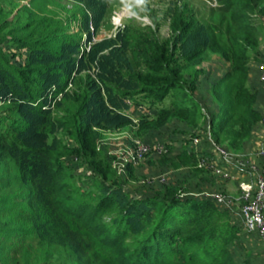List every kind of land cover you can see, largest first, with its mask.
Here are the masks:
<instances>
[{"label": "trees", "instance_id": "1", "mask_svg": "<svg viewBox=\"0 0 264 264\" xmlns=\"http://www.w3.org/2000/svg\"><path fill=\"white\" fill-rule=\"evenodd\" d=\"M73 1L77 5L73 17L81 15L82 29L89 38L91 26L98 31L120 2ZM52 2L46 0V4ZM216 2L229 15L230 33L223 41L216 42L209 27L195 23L193 17L186 23V7L182 6L175 15L182 30L167 40H140L134 29H127L115 39L93 43L77 57L82 47L79 42L52 46L58 28L53 34L48 30L59 22L54 11V15L28 20L26 26L33 30L25 40L13 41L18 49H27L25 65L12 66L8 56L0 57V92L13 91L14 111L21 117L12 119L7 129L0 128V166L15 165L32 198L29 206L42 209L32 220L37 239H44L52 227L50 222L59 221L68 229L59 240L67 242L74 235L68 227L72 223L79 237L72 243L75 250H84V245L95 251L93 260L76 259L74 264H238L230 246L240 228L231 222L229 210H221L212 198L190 194L183 182L165 186L163 198L144 195L130 200L111 161L98 149L102 130L136 125L127 113V98L156 109L154 115H140L134 130L138 135L174 119L197 127L205 112L194 96L202 70L194 68L212 54L231 62L230 70L211 86L219 105L211 116L212 132L218 142L229 140L232 148L242 147L262 117L255 107L257 91L248 83V62L250 50L258 44L252 14L259 8L264 15V0ZM7 38L4 35L0 44ZM168 97L170 104L162 105ZM5 116V112L0 115V126L7 120ZM59 131L62 137L57 135ZM63 138L71 142L65 143ZM69 156L92 169L97 176L93 186L85 189L77 184L80 176L71 170ZM160 162L189 166L191 176L205 172L196 167L195 154L186 148L173 158L163 156ZM116 211L110 222L104 219L106 213ZM23 232L29 236L26 229L0 220V262L18 264L9 261L14 248L9 246L7 257L4 243L13 244Z\"/></svg>", "mask_w": 264, "mask_h": 264}, {"label": "rangeland", "instance_id": "2", "mask_svg": "<svg viewBox=\"0 0 264 264\" xmlns=\"http://www.w3.org/2000/svg\"><path fill=\"white\" fill-rule=\"evenodd\" d=\"M50 1L53 2L46 4V0H0V40L4 35L9 36L6 41H2L3 43L0 44V57L8 56L6 58L12 66H23L26 64L25 56L28 54L27 49H18L16 47L17 42L13 44V41L16 40L19 42L20 39L25 40L29 32L33 30V27L26 26L28 20L34 17L54 15L52 14L54 11L55 16L59 18V22H53L55 24L53 26L51 25L48 30L50 34H53V29L58 28V31L55 32L57 34L55 38L58 39L52 43V46L58 47L60 44H74L79 42V44H82V47L77 57H81L82 53L89 50V47L93 43L103 39H115L117 38L116 35L118 32H124L127 29H134L136 31L134 35L139 37L140 40H143V38H158L161 42L167 40L173 34L182 30L175 23V15L181 13L177 9L178 7L182 8V6L186 7L185 13H182L187 14V19H184V21L186 23L191 22L193 17L196 20L195 23L199 22L200 24L206 25L209 27V35L216 42L225 40L226 36L230 33L228 30L229 15L218 8L215 0H148L146 8L137 4L136 0H120L119 4L114 5L108 12L107 18L102 21L98 31L95 30L94 26H91V32L93 33L91 38H89L88 31L83 30L84 26L81 21V15L78 14L79 16L77 18L73 17V13L77 11L75 1ZM46 5L48 11L46 10ZM26 7L29 11H24ZM25 12L26 14H24ZM30 12H33V14L29 15ZM116 12L118 16L114 18ZM252 20L256 26V39L258 44L250 52L251 56L257 62H260L263 59H261L259 53L264 51V15H262L259 8L252 14ZM145 33H149V35ZM29 40L33 39L30 38ZM218 56L220 55H214L213 58L212 54L208 59L194 68L195 71L202 70L198 83V96H200L204 104H209V108L213 112H208L207 109H203L204 112H208V115L205 113V118L201 119L198 126L195 127V130L192 128V132H188V127H184L182 123H170L167 127L152 130L146 135H138L135 131L133 133L132 131H128L131 128L102 130V136L98 140V147L101 148L99 150H102L103 154L111 161L124 190L130 196V200L141 198L144 195H156L163 198L165 186L168 185L166 183L169 182L166 179L165 172L167 170L171 180L169 183L183 182L188 186L190 177H192L189 166L182 165L175 167L171 163L162 164L160 160L165 155L173 158L175 155L181 153L184 147H188L193 154L196 153V167L205 171L209 168L201 166L199 164L201 160L199 159L204 158L203 156H211L212 151H199L197 153L196 149L204 144V148L209 145L212 146L209 136H213L219 148L227 152L234 154L238 150L230 146L229 140L218 142L212 132L211 116L213 113H217L219 109L214 108V103H209L206 98L210 94V85L213 80L211 77L213 74L219 75V71L222 73L226 69H221L223 59ZM141 67L151 69L147 66L144 67V64ZM92 71L94 72V70ZM72 76L74 77L75 75L72 74ZM187 77L189 78V75ZM69 88L70 90H74L72 85H69ZM55 89V87H52V90ZM48 91L45 95H48ZM142 96L139 98H143ZM14 98L13 91L6 93L0 92V115L4 112L7 114L5 116L7 120L0 126L2 130L8 128L12 119H21L20 115L14 111V108H16L13 102ZM129 99L131 98L125 100L127 104L129 103ZM170 102L171 97H168L164 103L169 105ZM136 122L134 123L136 124L134 129L137 128L138 123ZM61 133L59 131L57 135L62 137ZM196 138H200V142L195 141ZM64 141L65 143L71 142L68 138H65ZM138 141L151 145L158 143L164 144L165 151L158 152L154 150L157 148H154L152 149L154 151L149 152L144 159L137 161L133 159L132 151ZM72 143L76 146L78 145L77 141L72 140ZM66 160L71 170L77 176H80L77 183L79 186L87 189L95 184L97 176H95L92 169L88 168L86 164L80 163L74 160V157L70 156ZM8 165V169L3 165L0 166V220L2 222L6 221L8 226L13 225L16 228L26 229L29 233L28 237H26L24 232L21 233V236L15 239L13 244L8 242L4 243V252L7 257L9 246L12 245L14 248V251H11L9 261H14L18 264H45L47 262L49 264H74L76 259L93 260L95 251L92 248L83 245L84 250L80 249L77 251L72 245L73 242H76L77 237V232L74 231L75 228L72 223L68 227L73 230L74 235L71 233L72 237L67 242L59 240V238H63L62 235L68 230L64 223L59 221L50 222L52 227L45 232L43 240H39L34 236L32 220L35 216L39 215V212H42V209L31 208L29 206L32 198L28 195L26 187L21 183L20 173L16 170L12 162H8ZM130 170L133 172L131 173ZM174 178H179L180 180L175 181L173 180ZM198 186L202 187L200 182ZM93 190L97 191L96 187ZM5 199L8 200V203H5ZM116 215L117 211L116 213L108 212L104 215V219L110 222ZM230 220L240 228L238 237L241 236V231L243 237L248 235L247 233L249 232L244 230L241 222H237L234 216L231 215ZM101 253L105 254L103 250H101ZM0 264L4 263L0 262Z\"/></svg>", "mask_w": 264, "mask_h": 264}, {"label": "crops", "instance_id": "3", "mask_svg": "<svg viewBox=\"0 0 264 264\" xmlns=\"http://www.w3.org/2000/svg\"><path fill=\"white\" fill-rule=\"evenodd\" d=\"M261 55V59L264 60V51L259 53ZM214 55L213 54V58ZM223 59V64L221 65V69H225L224 72L220 73L219 75L213 74L211 79V85H210V94L209 97L206 99L209 101V103H214L213 107L219 109V105L215 101V98L213 94L211 93V86L215 83L216 80L220 79L226 72L230 70L231 62L222 56H218ZM262 60V61H263ZM262 61H256L255 58L251 56V59L248 62L249 67V78L248 83L251 86V88L255 91H257V99L255 103V107L258 111L261 113V119L254 125L252 133L250 137L243 143L242 147L238 149L234 153V160H243L245 164L248 166H256V170L252 171L248 168H242L237 169L234 166H226L223 163H218V170L211 171V170H205L204 175H196L190 177V183L187 184V190L190 192V194L195 196H205L209 193H222L226 195L227 197L232 199V203L229 206L225 205H219L217 206L221 210H229L232 216H234V219L238 222H240L239 218V211H240V205L242 203L241 199V192L239 188V184L243 181L247 182H256L258 176L264 172V155L260 153L261 145H262V135L264 133V77L262 74V71L260 69V64ZM200 80V78H199ZM199 83V82H198ZM197 85L196 89L194 90V96L196 99L201 102L203 109H207L208 112H213L209 107V104L206 105L202 102V99L200 96H198V87ZM197 91V92H196ZM166 101V100H165ZM164 101V102H165ZM129 109H127V113L131 114L133 118V122L137 121L136 123H139V117L140 115L144 114H151L154 115L155 108H152L149 103H140L135 104L133 102V99H129L128 103ZM162 105L167 106L165 103ZM161 105V106H162ZM208 112L205 113L208 115ZM170 123H182L184 127H188L187 131H191L192 128L195 130V127L188 125L186 122L181 121L179 119H174L171 122L165 124L163 127H167ZM135 127H132V129H129L128 131H133L138 128L134 129ZM192 132V131H191ZM99 142V141H98ZM205 145V144H204ZM204 145H200L199 148L196 149V152L199 151H212L211 156L215 155V152L213 151V147L211 145L204 148ZM188 149V147H184V149ZM98 149H101L98 147ZM190 153H192L189 150ZM195 153V152H194ZM196 154V153H195ZM218 159V156L216 157ZM228 173V176H224V173ZM166 173V179L170 182L169 178V172L168 170ZM173 180L179 181V178H174ZM183 181V180H182ZM167 182L166 184H169ZM202 185V187H199L198 184ZM174 183V182H172ZM242 224V223H241ZM243 226V224H242ZM244 227V226H243ZM245 230V228H244ZM247 231V230H246ZM248 232V231H247ZM241 236H239L237 239H235L234 243L231 244L230 249L232 251L233 257L235 261L238 264H264V241L262 237L257 232H249L248 235L243 237L242 231L240 232ZM260 250V251H259Z\"/></svg>", "mask_w": 264, "mask_h": 264}, {"label": "built area", "instance_id": "4", "mask_svg": "<svg viewBox=\"0 0 264 264\" xmlns=\"http://www.w3.org/2000/svg\"><path fill=\"white\" fill-rule=\"evenodd\" d=\"M117 16L118 13L116 12L114 14V18ZM260 69L264 77V60L260 64ZM44 108L46 107L44 106ZM209 140L211 141L215 155L203 156L204 158L199 159L201 160L199 162L201 166L209 168L208 170L215 171L218 170L217 167L218 163L220 162L228 167L234 166L237 169L248 168L252 171L257 169L256 166H248L243 160H234V154L219 148L213 139V136H209ZM195 141L200 142V138H196ZM152 149L162 152L165 151V145L161 143L151 145L138 141L134 145L132 157L137 161H141L149 152L154 151ZM260 153L264 155V133L262 135ZM217 156L218 159L216 158ZM223 175L228 176V173L225 172ZM239 187L241 190L242 199L239 211L240 222L243 224L245 230L248 232H257L264 241V172L258 176L256 182L243 181L239 184ZM205 197L212 198L219 205L229 206L232 203V199L222 193H209L206 194Z\"/></svg>", "mask_w": 264, "mask_h": 264}, {"label": "clouds", "instance_id": "5", "mask_svg": "<svg viewBox=\"0 0 264 264\" xmlns=\"http://www.w3.org/2000/svg\"><path fill=\"white\" fill-rule=\"evenodd\" d=\"M137 4L144 6L145 8L147 7L148 0H136ZM216 3V0H215Z\"/></svg>", "mask_w": 264, "mask_h": 264}]
</instances>
